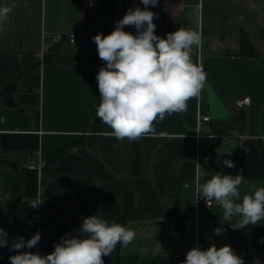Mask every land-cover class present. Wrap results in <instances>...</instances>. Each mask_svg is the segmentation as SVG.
<instances>
[{
	"label": "crops",
	"instance_id": "obj_1",
	"mask_svg": "<svg viewBox=\"0 0 264 264\" xmlns=\"http://www.w3.org/2000/svg\"><path fill=\"white\" fill-rule=\"evenodd\" d=\"M6 5L15 7L0 31V90L13 84L14 105L0 100V233L8 228L6 217L26 199V175L33 171L28 165L36 154L42 166V174L37 173L44 199L40 206L48 209L40 223L42 255L52 252L66 233L78 234L84 217L117 223L121 215L131 217L125 226L136 237L127 247L118 244L103 258L105 264H181L192 247L212 244H227L244 264H259L249 230L229 229L217 204L196 208L194 183L202 184L215 168L222 172L213 152L215 140L222 144L224 139L222 145L235 140L242 151L246 139L264 142V0H159L149 6L158 14L156 35L163 38L180 27L202 33V46L193 49L192 59L203 66L206 85L230 115L199 126V113L211 117L204 88L185 112L157 120L156 135L131 143L106 135L110 127L93 115L91 105L101 99L96 75L104 62L92 37L111 33L129 8L143 9L140 0H124L122 6L95 0L91 10L84 0H0V6ZM88 11L94 21L85 29ZM243 35L256 56L242 54ZM58 36H64L63 43L55 40ZM51 54L72 59L52 63ZM246 98L249 102L239 106ZM79 140L83 144L49 161ZM207 140L212 145L209 165L197 161L206 155ZM216 228L222 229L220 235Z\"/></svg>",
	"mask_w": 264,
	"mask_h": 264
},
{
	"label": "clouds",
	"instance_id": "obj_2",
	"mask_svg": "<svg viewBox=\"0 0 264 264\" xmlns=\"http://www.w3.org/2000/svg\"><path fill=\"white\" fill-rule=\"evenodd\" d=\"M144 5L129 8L122 19L115 22L114 30L108 35L97 33L92 37L98 57L104 62L96 75L100 102L95 115L102 124L110 127L106 135L131 143L149 135H156L157 120L167 115L183 113L188 101L200 98L206 87L207 73L201 64L193 61V49L203 43L202 33L180 27L166 37L156 35L154 19L158 14L148 10L156 7L159 0H140ZM15 5L0 6V31L8 21ZM134 27L135 33L125 31ZM223 164L234 168L232 160ZM248 180L241 173L236 175L217 172L204 183L195 185L197 199H203L208 206L215 202L222 209V218L234 229L264 221V187H250L241 195V186H248ZM185 182L183 188H188ZM41 194L32 199L29 206L38 208L43 204ZM220 235L221 228L214 229ZM6 233H0V248L8 246ZM136 237L131 228L116 222H109L97 215L84 217L78 234L66 233L54 250L40 254L25 249L34 248L41 239L37 231L31 238H20L12 242L10 264H105L120 244L127 247ZM264 242V241H262ZM181 264H244L231 246L219 248L215 244L207 249L199 245L186 253Z\"/></svg>",
	"mask_w": 264,
	"mask_h": 264
},
{
	"label": "trees",
	"instance_id": "obj_3",
	"mask_svg": "<svg viewBox=\"0 0 264 264\" xmlns=\"http://www.w3.org/2000/svg\"><path fill=\"white\" fill-rule=\"evenodd\" d=\"M242 54L244 56H256V52L252 47L251 42L247 38L246 35L242 37ZM72 59L71 55H50V59H48L52 63L58 64H68ZM47 60V61H48ZM12 86H9L5 90H0V100H6L11 96ZM96 106L92 103V111L93 115H95ZM99 120L98 117H96ZM83 144V140H79L76 142H72L59 149L50 159L49 161H56L62 156H64L70 148L75 145ZM243 149L245 150L242 156L239 157L237 162V173L243 174L246 179H260L264 183V142L261 139H246L243 141ZM38 194V177L37 172L32 171L26 175V183H25V197L26 199L21 202L7 217V226L8 220L13 218L16 223L20 226L23 225L25 221V217L34 211L37 208H32L29 206V203L32 199H35ZM131 219L128 216H118L117 223L125 225V223ZM178 228H182V222L178 220L177 222ZM229 229H234L231 226V223L228 224ZM242 229L249 230L252 234V246L257 254L261 257L259 264H264V221H261L260 224L257 225H249ZM14 255V252L13 254Z\"/></svg>",
	"mask_w": 264,
	"mask_h": 264
},
{
	"label": "built area",
	"instance_id": "obj_4",
	"mask_svg": "<svg viewBox=\"0 0 264 264\" xmlns=\"http://www.w3.org/2000/svg\"><path fill=\"white\" fill-rule=\"evenodd\" d=\"M123 1L124 0H115V4L116 6H122L123 5ZM85 3V8L88 10L94 9L95 8V0H84ZM64 36H58L56 37V41L57 42H61V40L63 39ZM69 39L70 42L73 43L75 41V35L74 34H70L69 35ZM249 102V98H246L242 101L238 102L239 106H242L243 104H246ZM211 122V117L209 115H204L202 113H199L198 115V124L200 126V124L202 123H210ZM201 135L198 134L197 137H200ZM210 138H216V136L214 134L209 136ZM221 143L222 144H226V141L224 139H221ZM243 151L241 149L240 152V156H242ZM36 154L32 156V159L28 165V169L29 170H33L36 171L38 173V175L40 176L42 174V166L40 164V162H38L35 158ZM197 161L199 163L205 164V165H209L212 162V156L211 155H204V156H197ZM197 184V182L194 183V187ZM195 206L197 209L201 208V207H206V208H212L215 206V202H211L210 205L208 206V204L203 200V199H197V195L195 194ZM48 209L39 206L36 211H34L33 213L27 215L25 217V221L23 223L22 226L19 225V231L15 237L16 241L18 242L20 240V238H23L24 240H27L29 238H31L37 231H39L41 233V228H40V223H41V218L47 214ZM16 222L14 221L13 218H10V220L8 221V224H15ZM14 239V240H15ZM40 243V241H39ZM39 243L32 249H25L28 251H32V252H39L40 253V247H39ZM14 251H12L13 254ZM16 254V252H14V255Z\"/></svg>",
	"mask_w": 264,
	"mask_h": 264
},
{
	"label": "water",
	"instance_id": "obj_5",
	"mask_svg": "<svg viewBox=\"0 0 264 264\" xmlns=\"http://www.w3.org/2000/svg\"><path fill=\"white\" fill-rule=\"evenodd\" d=\"M93 17L91 12H86L84 17V27L85 29H88L93 24ZM64 37L61 40L60 43L64 42ZM205 92L210 104V112H211V118L215 120H221L225 119L230 115V111L227 109V107L224 105V103L221 101V99L217 96V94L213 91V89L206 85ZM6 106H13V97H9L5 101ZM19 231V224H11L8 226L6 230V239L8 241V246L0 248V264H10L9 257L12 255V251H10L11 244L14 241L17 233Z\"/></svg>",
	"mask_w": 264,
	"mask_h": 264
},
{
	"label": "rangeland",
	"instance_id": "obj_6",
	"mask_svg": "<svg viewBox=\"0 0 264 264\" xmlns=\"http://www.w3.org/2000/svg\"><path fill=\"white\" fill-rule=\"evenodd\" d=\"M214 148H213V152H214V156L216 158V160H218L219 164L222 167V172L225 174H231L233 175L234 170L236 168V164L239 158V154L241 152V148L240 146L237 144V142L235 140H231V139H227V145H222L219 144V142L217 140H215L214 142ZM206 155H210L211 154V150H212V145H211V141L207 140L206 144ZM244 153V150H243ZM225 159L228 160H232L235 163V167L234 168H228L227 166H225L223 164V161ZM215 173H217L216 168L213 169L211 176L215 175ZM211 176H208L207 178H204V180L202 181V183L206 182L207 179H210ZM249 185L246 186H241V195L243 196L244 194H246L249 191L250 187H264V183H262L261 181H248ZM239 232L242 234L244 232V230H239Z\"/></svg>",
	"mask_w": 264,
	"mask_h": 264
}]
</instances>
